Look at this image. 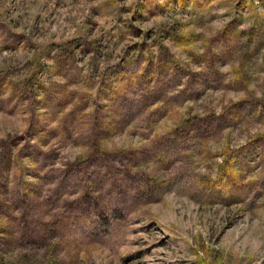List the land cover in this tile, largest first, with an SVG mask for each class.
<instances>
[{"label":"rangeland","instance_id":"1","mask_svg":"<svg viewBox=\"0 0 264 264\" xmlns=\"http://www.w3.org/2000/svg\"><path fill=\"white\" fill-rule=\"evenodd\" d=\"M0 264H264V0H0Z\"/></svg>","mask_w":264,"mask_h":264}]
</instances>
